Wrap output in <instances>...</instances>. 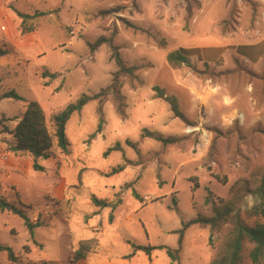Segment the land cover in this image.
Returning a JSON list of instances; mask_svg holds the SVG:
<instances>
[{"label": "rangeland", "instance_id": "rangeland-1", "mask_svg": "<svg viewBox=\"0 0 264 264\" xmlns=\"http://www.w3.org/2000/svg\"><path fill=\"white\" fill-rule=\"evenodd\" d=\"M113 47L133 73L71 116L70 153L37 159L41 171L33 158L0 161V199L40 223L31 235L20 216L0 212V244L18 258L1 252L0 264H76L79 242L93 237L92 264H211L236 218L264 224V59L251 65L264 53V0H0V150L28 102L50 127L82 95L109 88ZM180 48L192 49L186 65L168 61ZM225 205L232 213L216 226L184 228ZM180 232L172 261L160 247L178 249ZM252 248L244 242L242 264Z\"/></svg>", "mask_w": 264, "mask_h": 264}, {"label": "trees", "instance_id": "trees-1", "mask_svg": "<svg viewBox=\"0 0 264 264\" xmlns=\"http://www.w3.org/2000/svg\"><path fill=\"white\" fill-rule=\"evenodd\" d=\"M42 14L38 13L34 15L35 17ZM33 16V17H34ZM28 18V16H24ZM104 39H98L94 44L90 45L91 50H94L101 44H103ZM110 42V41H108ZM240 49L245 50L249 47H239ZM238 48V50H239ZM114 51L113 59L118 70L113 74V79L111 86L107 89L100 91L97 94L92 96L82 95L76 103L69 104L64 110L55 114L52 118V125L48 127L45 112L38 102L31 101L26 104L25 110L21 117H19L13 130L9 132L12 136L13 142L10 145V150L15 153H27L34 159L33 168L36 171H41L42 168L35 162L37 159H50L52 158L53 150L57 149L61 153L68 154L69 143L65 134L66 125L74 113L81 112L83 107L89 102L98 100V103H103L106 92L111 90L114 85L117 84L118 79L122 73L132 74L134 68H126L117 53L116 48H112ZM192 49H183L180 48L178 51L168 55V61L175 65L187 64V57L191 54ZM5 51L0 50V57L5 55ZM246 55L245 53H241ZM247 56V55H246ZM163 94L160 95L162 97ZM3 98H12L19 101L20 97L14 92H8L3 95ZM166 100H169L166 98ZM171 107L176 116H181L177 109V105L174 102H171ZM143 137L154 138L161 143H167L170 139H164L161 136H158L154 133L145 131L142 134ZM132 147H135L134 144L128 142ZM119 146H114L108 151L118 150ZM123 168L117 167L113 169L108 175L117 174ZM96 204H101L100 201L94 200ZM210 200H207L206 203H209ZM223 209H214V216L211 218H197L185 224L184 228L192 224H203L209 225L211 227L216 226L219 222H222L229 214L232 213L229 206H223ZM5 210L12 211L14 214L20 216L28 227L31 235L33 234V229L40 226L39 221L35 223H30L25 217L22 210L9 205L6 201L0 199V212ZM264 215V212H263ZM182 231V230H181ZM253 244V248L248 253V258L252 264H259L260 259L264 256V224H256L253 227L246 226L238 218L235 219L233 229L230 234V238L226 244L225 251L211 262V264H242V251L244 242ZM179 248L170 249L166 247H160L164 249L168 257L172 261L178 260V253L180 246L182 244V232L179 235ZM98 248V240L93 237L92 239L81 241L78 244V249L74 254V261L78 262L85 260L87 256L94 252ZM136 250L144 251L147 255L150 254L151 250L154 248L136 246ZM25 251L28 252L29 249L25 247ZM5 252L9 262L16 263L18 258L14 255V252L7 246L0 244V253Z\"/></svg>", "mask_w": 264, "mask_h": 264}, {"label": "crops", "instance_id": "crops-1", "mask_svg": "<svg viewBox=\"0 0 264 264\" xmlns=\"http://www.w3.org/2000/svg\"><path fill=\"white\" fill-rule=\"evenodd\" d=\"M214 49V48H213ZM217 51H215V52H218V57L219 58H221V59H224V57H223V55L226 53L225 52V50H224V46L223 45H220V46H218L217 48H215ZM212 52V51H211ZM211 52H209V53H211ZM235 52V51H234ZM208 53V54H209ZM236 53V52H235ZM236 56H239L240 58H243V59H246L247 60V58L246 57H244V56H242L241 54L240 55H238V54H236ZM264 53L262 54V55H260L256 60H254L253 62H251V65L252 66H258L259 64H261V61L264 59ZM248 61V60H247ZM12 137V136H11ZM13 140V139H12ZM9 144V145H8ZM8 144H6V143H4L3 144V148H2V150H0V152H3V151H5V150H9L10 149V143H8ZM22 156L23 158H19V156ZM18 155L17 154H12L9 158H8V160L7 161H2L1 159H0V161L1 162H3V163H6V164H9V165H11V166H15L17 163H21V161H22V163H24L25 161H27V162H29L31 159H32V157L29 155V154H27V153H18ZM58 186L56 187L57 189H56V193H57V195H58V197L59 198H62L63 197V193H64V191H65V189H66V183H65V181H64V179H62V180H58ZM114 246H115V243H113L112 244V246H111V248L107 251L108 252V255H109V253L111 252V250L114 248ZM129 246V245H128ZM127 246V248H129ZM98 249V248H97ZM96 249V250H97ZM96 250L94 251V252H92V253H90L88 256H87V258L85 259V260H81V261H78V262H76V264H92L91 262H90V258L93 256V255H95L96 253ZM124 254H121V256H119V257H124L123 256ZM109 257H111L110 255H109Z\"/></svg>", "mask_w": 264, "mask_h": 264}, {"label": "built area", "instance_id": "built-area-1", "mask_svg": "<svg viewBox=\"0 0 264 264\" xmlns=\"http://www.w3.org/2000/svg\"><path fill=\"white\" fill-rule=\"evenodd\" d=\"M12 154L13 152L10 149L0 152V159L5 162Z\"/></svg>", "mask_w": 264, "mask_h": 264}]
</instances>
